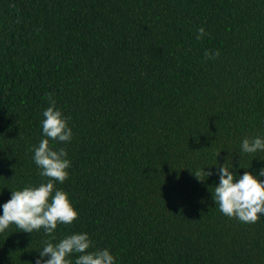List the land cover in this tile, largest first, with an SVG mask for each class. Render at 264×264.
Returning a JSON list of instances; mask_svg holds the SVG:
<instances>
[{
    "label": "trees",
    "instance_id": "16d2710c",
    "mask_svg": "<svg viewBox=\"0 0 264 264\" xmlns=\"http://www.w3.org/2000/svg\"><path fill=\"white\" fill-rule=\"evenodd\" d=\"M49 98L72 129L56 187L78 211L57 240L87 232L116 264H264V214L211 198L220 164L264 166L239 149L264 135V0H0V203L46 179L31 147ZM45 239L10 225L0 264Z\"/></svg>",
    "mask_w": 264,
    "mask_h": 264
},
{
    "label": "clouds",
    "instance_id": "9594fccd",
    "mask_svg": "<svg viewBox=\"0 0 264 264\" xmlns=\"http://www.w3.org/2000/svg\"><path fill=\"white\" fill-rule=\"evenodd\" d=\"M196 33V39H200L205 30L198 27ZM208 55L206 50L205 56ZM68 119L56 106L55 100L49 98L39 121L40 139L31 147V159L38 175L46 179L35 185L10 190V198L0 203V232L13 224L25 233L42 229L46 239L29 264H116V257L108 248L92 247L87 232H70L58 240L54 236L58 224H71L78 217L68 194L56 187L68 178L71 166L62 146L72 138ZM50 140L61 146L53 148ZM239 149L244 154L264 152V135L241 138ZM204 169L195 176H199L201 171L206 177L213 175L212 171ZM215 175L217 182L212 186L211 198L221 214L243 223L256 222L258 214H264V166L255 172L246 170L235 174L232 167L223 163Z\"/></svg>",
    "mask_w": 264,
    "mask_h": 264
}]
</instances>
